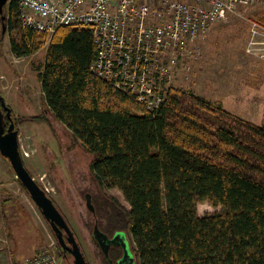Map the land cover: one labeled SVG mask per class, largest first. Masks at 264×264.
<instances>
[{
	"label": "trees",
	"instance_id": "trees-1",
	"mask_svg": "<svg viewBox=\"0 0 264 264\" xmlns=\"http://www.w3.org/2000/svg\"><path fill=\"white\" fill-rule=\"evenodd\" d=\"M0 22L16 57L46 47L36 68L45 105L93 156L88 230L94 215L129 233L137 264H264V104L252 121L175 87L150 111L91 71V28L36 32L13 0ZM201 201L220 209L200 216Z\"/></svg>",
	"mask_w": 264,
	"mask_h": 264
},
{
	"label": "rangeland",
	"instance_id": "rangeland-1",
	"mask_svg": "<svg viewBox=\"0 0 264 264\" xmlns=\"http://www.w3.org/2000/svg\"><path fill=\"white\" fill-rule=\"evenodd\" d=\"M195 48L198 55L183 63L171 85L219 101L244 119L256 120L264 104V0L236 4L226 18L209 27ZM45 53L44 46L28 56L16 57L10 50L9 34L2 36L0 22V96L11 108L20 156L28 172L63 214L86 260L96 264L89 230L84 227L90 191L95 187L91 178L93 156L71 139L69 130L45 105L36 70L43 64ZM187 66L189 70H184ZM107 192L126 205L117 189ZM219 209L207 201L197 203L200 216ZM0 216L13 225L14 233L26 232L21 217L29 218L31 227L39 229L41 235L49 231L58 254L49 223L1 155ZM30 233L31 230L27 235ZM127 235L132 245L131 236ZM51 243L44 242L42 248ZM0 258L2 261V255ZM63 258L73 264L68 253Z\"/></svg>",
	"mask_w": 264,
	"mask_h": 264
},
{
	"label": "built area",
	"instance_id": "built-area-1",
	"mask_svg": "<svg viewBox=\"0 0 264 264\" xmlns=\"http://www.w3.org/2000/svg\"><path fill=\"white\" fill-rule=\"evenodd\" d=\"M13 1L21 25L36 32L52 34L64 25L91 28L97 47L91 71L153 111L177 87L171 83L183 63L198 55V39L236 4L251 0ZM53 244L24 264H70Z\"/></svg>",
	"mask_w": 264,
	"mask_h": 264
},
{
	"label": "water",
	"instance_id": "water-1",
	"mask_svg": "<svg viewBox=\"0 0 264 264\" xmlns=\"http://www.w3.org/2000/svg\"><path fill=\"white\" fill-rule=\"evenodd\" d=\"M8 1L0 0V13L3 10L4 4ZM4 118L9 120L7 127H5ZM17 134L18 131L15 129L11 108L5 104L3 97L0 96V155L9 161L16 178L24 186L43 217L49 223L57 242L63 250L71 254L73 264H88L65 218L52 199L26 169L18 150Z\"/></svg>",
	"mask_w": 264,
	"mask_h": 264
},
{
	"label": "crops",
	"instance_id": "crops-1",
	"mask_svg": "<svg viewBox=\"0 0 264 264\" xmlns=\"http://www.w3.org/2000/svg\"><path fill=\"white\" fill-rule=\"evenodd\" d=\"M16 214L19 215V212ZM20 214L22 215L21 212ZM21 218L24 219L26 232L19 233L16 231L14 233L13 225H9L10 223L8 224L6 218L0 216V255H2L4 264H24V259L37 254L43 247L44 242L51 243V233H48L49 231L47 233L43 231L41 235L39 229L31 227L29 218ZM30 230L31 233L27 235Z\"/></svg>",
	"mask_w": 264,
	"mask_h": 264
},
{
	"label": "flooded vegetation",
	"instance_id": "flooded-vegetation-1",
	"mask_svg": "<svg viewBox=\"0 0 264 264\" xmlns=\"http://www.w3.org/2000/svg\"><path fill=\"white\" fill-rule=\"evenodd\" d=\"M86 200L87 202L89 201L88 195H86ZM92 220L93 225L91 230H89V243L93 245L92 252L96 258V264H137L126 232L102 229L99 227L98 220L94 215ZM84 227L86 228L85 225ZM65 252L71 255L68 251L65 250ZM87 263L89 264L88 261Z\"/></svg>",
	"mask_w": 264,
	"mask_h": 264
}]
</instances>
